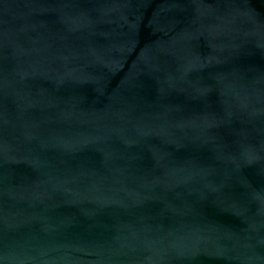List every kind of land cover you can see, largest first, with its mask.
Wrapping results in <instances>:
<instances>
[{
	"label": "water",
	"instance_id": "1",
	"mask_svg": "<svg viewBox=\"0 0 264 264\" xmlns=\"http://www.w3.org/2000/svg\"><path fill=\"white\" fill-rule=\"evenodd\" d=\"M0 264H264V0H0Z\"/></svg>",
	"mask_w": 264,
	"mask_h": 264
}]
</instances>
